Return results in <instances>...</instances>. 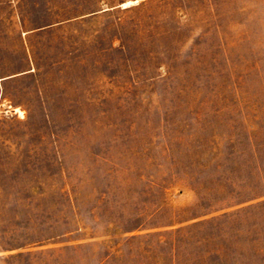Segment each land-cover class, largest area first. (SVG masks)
Here are the masks:
<instances>
[{
  "label": "rangeland",
  "instance_id": "obj_1",
  "mask_svg": "<svg viewBox=\"0 0 264 264\" xmlns=\"http://www.w3.org/2000/svg\"><path fill=\"white\" fill-rule=\"evenodd\" d=\"M188 237L263 259L264 0H0V264H191Z\"/></svg>",
  "mask_w": 264,
  "mask_h": 264
},
{
  "label": "trees",
  "instance_id": "obj_2",
  "mask_svg": "<svg viewBox=\"0 0 264 264\" xmlns=\"http://www.w3.org/2000/svg\"><path fill=\"white\" fill-rule=\"evenodd\" d=\"M202 224H204V222H196V223H193L191 225L184 227L183 230L188 229V231H190L191 229L197 226L199 227ZM186 240H187L186 245H187V248L189 247V250H192L194 247H196L199 251V253L196 256L189 257V259H192L191 264H220V261H217V259H214L212 256L206 255V253L207 254L210 253V251H208L207 248L210 246L211 241L208 240V238L205 239L204 237L203 238L198 237L197 239H193V238L188 237V239ZM200 245L202 246L204 245L205 247H203V249H200ZM204 248H206L207 250ZM257 252L259 253V251ZM260 253L263 256L262 261L260 263H254V264H264V250H261Z\"/></svg>",
  "mask_w": 264,
  "mask_h": 264
}]
</instances>
